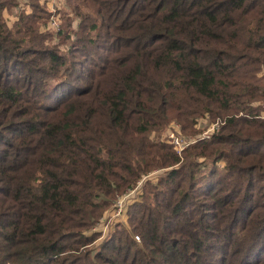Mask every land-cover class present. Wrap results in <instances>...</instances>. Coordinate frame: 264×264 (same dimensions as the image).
Here are the masks:
<instances>
[{"label": "trees", "instance_id": "1", "mask_svg": "<svg viewBox=\"0 0 264 264\" xmlns=\"http://www.w3.org/2000/svg\"><path fill=\"white\" fill-rule=\"evenodd\" d=\"M61 1L0 0V264H264V0Z\"/></svg>", "mask_w": 264, "mask_h": 264}, {"label": "built area", "instance_id": "2", "mask_svg": "<svg viewBox=\"0 0 264 264\" xmlns=\"http://www.w3.org/2000/svg\"><path fill=\"white\" fill-rule=\"evenodd\" d=\"M58 1L62 3L61 0H48L49 7L53 11V15L51 16V19L47 25L48 29H53L57 31L60 28L61 19L59 15L55 14L56 9L59 5ZM220 125V121L215 122L212 124L210 128H208L206 131H204L199 137H193V138H186L184 137L180 132V125L174 124L173 128H170L166 134V137L169 142L174 146L177 153L179 155H182L185 149H187L191 144L195 143L200 138H210L212 134H214L216 131H218ZM147 177H144L141 181L138 182L136 187L133 189L127 190L124 194L119 195L116 200L113 203L114 208L112 209L111 213L109 214L110 219L108 220V216L105 214L103 218L100 220L97 226H95L94 231L101 232L102 236H105L107 233V224L110 223V221H120V220H126V212H127V205L128 203L133 200L137 190L141 187L143 181ZM123 222V221H121ZM114 223V222H113ZM103 227V228H102Z\"/></svg>", "mask_w": 264, "mask_h": 264}, {"label": "rangeland", "instance_id": "3", "mask_svg": "<svg viewBox=\"0 0 264 264\" xmlns=\"http://www.w3.org/2000/svg\"><path fill=\"white\" fill-rule=\"evenodd\" d=\"M58 3H59V5H61L62 3H60V1H58ZM207 123H208V119H205V120H203L202 121V123H201V129H203L204 131H206L208 128H210L211 126H212V124H213V122H209V124H208V126L207 127H205L206 125H207ZM174 124H178V125H180V123H178L177 121H175V122H172L171 123V125L168 127V129H167V132H168V130L170 129V128H173L174 127ZM167 132H166V134H167ZM201 135V134H200ZM200 135H198V137L200 136ZM184 136V135H183ZM184 137H186V136H184ZM197 137V136H196ZM186 138H188V137H186ZM114 208V206L112 205V207H111V209H110V211H108L107 213H105L107 216H108V220L110 219V216H109V214L111 213V211H112V209ZM121 221H123L124 223H126V221L125 220H120V221H110V223L109 224H107L108 226H107V233H106V235L105 236H102V239L104 238V237H107V235L109 234L108 232H110L111 231V229H112V226H114L113 225V222L116 224V223H119V222H121ZM103 228V227H102ZM99 239H101V238H99Z\"/></svg>", "mask_w": 264, "mask_h": 264}]
</instances>
